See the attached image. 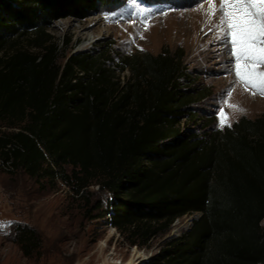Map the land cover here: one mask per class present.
<instances>
[{
    "label": "trees",
    "instance_id": "trees-1",
    "mask_svg": "<svg viewBox=\"0 0 264 264\" xmlns=\"http://www.w3.org/2000/svg\"><path fill=\"white\" fill-rule=\"evenodd\" d=\"M116 1L0 0V164L76 193L96 180L109 193L97 216L121 233L155 235L199 212L148 264H264V113L199 133L215 117L193 107L205 88H182L183 51L66 54L70 40L49 32ZM16 237L40 255L37 230Z\"/></svg>",
    "mask_w": 264,
    "mask_h": 264
},
{
    "label": "rangeland",
    "instance_id": "rangeland-1",
    "mask_svg": "<svg viewBox=\"0 0 264 264\" xmlns=\"http://www.w3.org/2000/svg\"><path fill=\"white\" fill-rule=\"evenodd\" d=\"M216 2L220 4V0ZM201 4L204 7L209 3L207 0H117L100 6L86 19H60L49 32L61 47L63 39L70 40L66 54L95 52L104 45H109L116 57L156 55L163 49L183 51L190 78L188 82L181 81L182 88L186 92L205 88L207 97L193 107L203 119L215 117V122L204 129L192 128L203 133L225 127L220 126L218 118L222 106L231 124L241 117H259L264 113V97L252 95L237 79L234 58L229 47L222 43L218 29L204 27L207 21L201 14ZM128 75L125 71L122 79ZM252 98L262 104L251 112L224 104L228 99L229 104L246 109ZM65 169L69 172L72 167ZM108 199L109 193L101 190L96 180L76 193L59 176L39 182L24 170L11 172L7 165L0 164V264H124L128 260L131 264H148L171 237L185 232L193 219L200 216L196 212L178 218L167 231L155 235H143L141 231L121 233L107 217L97 216L96 206L104 208ZM18 225L38 231L42 238L40 255H24L17 242Z\"/></svg>",
    "mask_w": 264,
    "mask_h": 264
},
{
    "label": "snow or ice",
    "instance_id": "snow-or-ice-1",
    "mask_svg": "<svg viewBox=\"0 0 264 264\" xmlns=\"http://www.w3.org/2000/svg\"><path fill=\"white\" fill-rule=\"evenodd\" d=\"M207 2L211 5L210 15L215 17L217 11L220 13L217 29L222 43L229 47L234 58L233 70L237 79L252 95L264 97V0H220L219 9L215 0ZM231 94L227 93V97ZM224 104L244 111L229 104L228 99ZM218 118L221 127H231L224 106L219 110Z\"/></svg>",
    "mask_w": 264,
    "mask_h": 264
},
{
    "label": "bare ground",
    "instance_id": "bare-ground-1",
    "mask_svg": "<svg viewBox=\"0 0 264 264\" xmlns=\"http://www.w3.org/2000/svg\"><path fill=\"white\" fill-rule=\"evenodd\" d=\"M220 5V4H219ZM219 5H217V2H216V0H215V6H216V8L217 9H219ZM210 7H211V5L210 4H207V5H204V7H202V15L203 16H205L206 18H204L205 19V21H207L206 22V24H205V29H206V26L207 25H209V26H212L213 27V29L215 30V29H217L216 27H217V25H218V23H219V20L217 19L216 21L214 20L215 19V17L216 16H219L220 15V13H219V11H217L216 12V15H215V17H213L212 15H210L209 14V9H210ZM200 26V25H199ZM197 27V26H196ZM198 28V27H197ZM202 28V27H201ZM208 28V27H207ZM197 32V31H196ZM219 34V33H218ZM200 35V34H199ZM220 36V35H219ZM206 37V36H205ZM196 38H198V37H196ZM202 38V37H201ZM193 40V39H192ZM208 40V39H207ZM206 40V41H207ZM194 41V40H193ZM192 41V42H193ZM200 42L199 43H201L202 42V39H200L199 40ZM205 41V42H206ZM204 42V41H203ZM197 43V42H196ZM208 43V42H207ZM203 44V43H202ZM194 45H195V43H194ZM200 46V45H199ZM198 46V47H199ZM197 47V48H198ZM204 50H205V48H204ZM259 100V99H258ZM258 100H255L254 98H252L251 100H249L248 102H247V104L245 105V108L246 109H244V112H251V111H254V110H256L258 107H260L261 106V101H258ZM132 263V261H130V260H128V261H126L124 264H131ZM122 264V263H121Z\"/></svg>",
    "mask_w": 264,
    "mask_h": 264
},
{
    "label": "water",
    "instance_id": "water-1",
    "mask_svg": "<svg viewBox=\"0 0 264 264\" xmlns=\"http://www.w3.org/2000/svg\"><path fill=\"white\" fill-rule=\"evenodd\" d=\"M74 52H76V51H74ZM74 52H73V53H74Z\"/></svg>",
    "mask_w": 264,
    "mask_h": 264
}]
</instances>
